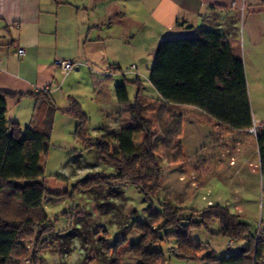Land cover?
<instances>
[{
	"label": "rangeland",
	"instance_id": "374dc122",
	"mask_svg": "<svg viewBox=\"0 0 264 264\" xmlns=\"http://www.w3.org/2000/svg\"><path fill=\"white\" fill-rule=\"evenodd\" d=\"M98 13L100 15V9ZM115 16V24L98 28L87 43L74 46L82 66L75 63V70L65 78L60 69L56 71L61 86L52 96L59 110L55 114L50 147L44 158V180L52 190L72 192L77 181L89 172H115L113 166L100 160L95 147L88 148L84 140L76 137L80 118L65 112L70 97L81 104L88 116L85 134L95 137L103 133L105 126L118 130L130 121L129 110L117 99V84H127L130 102L135 100L138 79L142 83V94L152 98L159 96L150 82L154 62L150 55L154 49V37L150 36L152 25L145 19L132 18L131 12L127 17ZM108 68H112L109 75ZM249 93L252 110L253 105L256 106L257 116L253 110L255 119L264 118L259 92L254 86L250 92L249 84ZM147 103L145 115L153 124L152 144L163 150L165 144H169L167 133L155 115L153 100L148 98ZM25 109L22 107L23 114ZM12 112L14 108L10 107ZM177 112L182 113L184 122L180 140L177 139L181 143V153L162 157L161 189L156 197L145 201L143 193L134 185H94L73 197H47L45 204L56 232L50 246L42 251L39 264H139L130 248L142 235L136 227L137 220L149 221L148 208L153 203L160 209L163 201L193 209L206 208L209 202L226 205L251 224L252 233L256 234L260 229V235L263 234L264 163L257 137L227 129L194 106L178 107ZM21 125L25 127L27 123ZM245 135H249L246 140L243 139ZM143 138L144 134H138L136 142L139 144ZM240 144L244 145L243 152L238 150ZM241 165L242 172H236ZM150 173L147 174L144 168L139 172L146 178ZM219 227L215 221L209 228H194L190 232L189 239L193 243H202L200 249L186 251L191 258L178 257L173 252L178 245L175 238L160 240L158 246L165 252V261L161 264H206L203 255L211 250L224 256L247 244L246 239H240L229 248L231 240L228 237L211 233L217 232ZM65 229L72 231L67 234ZM118 241H124V244L115 248ZM23 259L19 264H29Z\"/></svg>",
	"mask_w": 264,
	"mask_h": 264
},
{
	"label": "trees",
	"instance_id": "16d2710c",
	"mask_svg": "<svg viewBox=\"0 0 264 264\" xmlns=\"http://www.w3.org/2000/svg\"><path fill=\"white\" fill-rule=\"evenodd\" d=\"M136 82L138 91L133 102L126 83L115 86L118 101L129 110L130 121L118 130L105 126L103 133L95 137L85 134L88 116L81 104L70 97L65 112L80 118L76 137L84 140L88 148L95 147L100 160L115 168L114 173L89 172L77 181L72 192L52 190L44 180V158L59 110L50 89L16 92L0 88V264H19L22 258L29 264H39L42 251L50 246L56 232L45 204L49 196L73 197L94 185H134L143 193L145 201L156 197L161 189L162 157L181 153L177 139L180 140L184 122L178 107L194 106L231 130L248 131L254 126L245 63L234 53L223 32L197 28L192 36L164 38L150 72L157 98L142 94V83L139 79ZM26 96L34 97L36 104L30 123L22 127L19 121L8 118V101H20ZM148 98L153 100L155 115L167 133L169 144L163 150L152 144L153 124L145 115ZM138 134H144L139 144ZM257 142L263 159L264 132L257 135ZM143 168L147 174L151 172L147 178L139 174ZM150 183L152 186L147 189ZM148 212L149 221L137 220L136 227L142 235L130 245L139 264L165 261L164 249L158 242L171 238L178 243L173 252L178 257L191 258L186 251L200 249L202 243H193L190 232L194 228H209L215 221L220 227L211 233L226 236L234 244L246 239L247 244L224 256L211 250L203 255L206 264H264V232L259 236L258 232L252 233L251 224L226 205L211 203L206 208L193 209L163 201L160 209L152 203ZM123 242L118 241L115 248Z\"/></svg>",
	"mask_w": 264,
	"mask_h": 264
},
{
	"label": "crops",
	"instance_id": "0c3cea01",
	"mask_svg": "<svg viewBox=\"0 0 264 264\" xmlns=\"http://www.w3.org/2000/svg\"><path fill=\"white\" fill-rule=\"evenodd\" d=\"M79 3L73 0H0L1 89L29 92L48 87L53 94L61 86L56 77L55 61L72 60L82 66L74 46L87 43L98 28L115 24V15L127 17L131 12L132 18L145 19L153 27L150 32L154 37V49L150 54L153 61L166 37L192 36L197 28L223 32L234 53L244 60L250 92L254 86L264 106V0H82ZM21 47L25 54L17 56L16 51ZM35 104L36 99L31 96L20 101L10 99L8 118L22 124L30 123ZM10 107L14 112L10 113ZM22 107L26 108L24 114ZM253 110L257 116L255 105ZM255 116L254 122L264 121ZM234 132L249 133L247 130ZM243 146L240 144L238 150L243 152ZM261 161L264 163V158L261 157ZM236 172H242V165Z\"/></svg>",
	"mask_w": 264,
	"mask_h": 264
},
{
	"label": "built area",
	"instance_id": "2783aa9c",
	"mask_svg": "<svg viewBox=\"0 0 264 264\" xmlns=\"http://www.w3.org/2000/svg\"><path fill=\"white\" fill-rule=\"evenodd\" d=\"M25 54V49L24 48H19L17 51H16V55L17 56H22ZM55 64L56 66L58 67V69H60V73L64 76H67L69 75L73 70H75L76 68V64L74 61L72 60H65V59H57L55 61ZM106 72L109 74L111 73V70L110 68H108L106 70ZM44 89H48V87H44ZM249 133L252 134V135H255L257 137V135H259L260 133H263L264 132V121L262 122H254V126L251 127L249 130ZM259 165V164H258ZM257 166V165H256ZM259 167V166H257ZM212 202H209V204H211ZM260 229H259V232L258 234L260 235ZM234 244V242L231 240L229 242V245L232 246ZM263 262H264V259H263Z\"/></svg>",
	"mask_w": 264,
	"mask_h": 264
}]
</instances>
